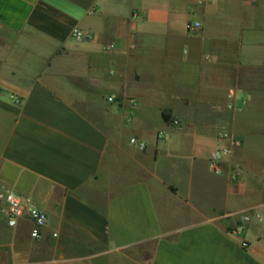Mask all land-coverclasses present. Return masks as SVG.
Masks as SVG:
<instances>
[{
    "label": "crops",
    "instance_id": "0c3cea01",
    "mask_svg": "<svg viewBox=\"0 0 264 264\" xmlns=\"http://www.w3.org/2000/svg\"><path fill=\"white\" fill-rule=\"evenodd\" d=\"M0 188V264H264V0H0Z\"/></svg>",
    "mask_w": 264,
    "mask_h": 264
},
{
    "label": "built area",
    "instance_id": "2783aa9c",
    "mask_svg": "<svg viewBox=\"0 0 264 264\" xmlns=\"http://www.w3.org/2000/svg\"><path fill=\"white\" fill-rule=\"evenodd\" d=\"M201 28V23L196 22L194 24H190V31H197ZM74 36L79 37L80 32L76 30L74 32ZM107 101L110 103H115L116 97L110 96L107 98ZM180 124L178 119L172 120V125L178 126ZM222 138L228 136V134H222ZM159 140L164 141L167 140L170 135L166 131H160L157 134ZM134 144L138 146L139 149L145 150L147 145L146 143L137 140L134 138L132 140ZM232 154V148L230 146H220L218 147L210 157V167L211 170L217 174H222V164L226 158H228ZM240 177V172L237 171L232 173L231 180L233 182L237 181ZM0 204L3 206L2 212L6 217L7 223L10 227H17L19 220L22 218H27L32 223L31 229V237L34 240H39L42 238L43 230L46 228L48 224V216L47 214L32 204L31 200L23 199L20 196L14 194L11 191H8L4 188H0ZM249 220L248 217L244 218V221ZM247 245V243H245Z\"/></svg>",
    "mask_w": 264,
    "mask_h": 264
}]
</instances>
